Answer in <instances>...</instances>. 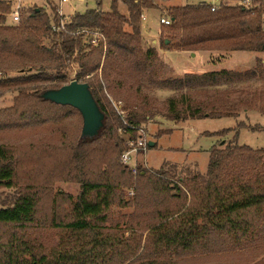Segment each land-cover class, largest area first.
<instances>
[{
    "label": "trees",
    "instance_id": "1",
    "mask_svg": "<svg viewBox=\"0 0 264 264\" xmlns=\"http://www.w3.org/2000/svg\"><path fill=\"white\" fill-rule=\"evenodd\" d=\"M102 1L96 0L97 8L94 10L75 14L65 30L56 33L51 31L50 19L42 9L19 14L20 22L8 25L11 4L0 0V96L16 94L12 106L0 109V132L22 129L27 124L21 125L18 121L26 119L44 123L46 119L41 116L40 108L69 107L44 101L40 95L69 83L70 79L64 71L75 65L78 69L75 80L89 86L104 114V123L95 138L79 137L75 150H72L68 170L74 167L72 162L80 161L81 157H76L79 150H84L86 155L81 158L84 168L89 165V158L96 160L95 155L99 154L98 167L106 165L113 171V176L112 171L107 173L104 169L95 176V180H80V193L72 203L71 219L66 223L55 220L50 223L65 236H61L57 246L48 251L25 236L26 230L36 222L38 205V196L28 190L36 184L30 176L26 192L18 194L11 205L0 208V226H10L11 231L6 238L0 237V264H165L162 262L165 258L171 261L173 256L193 252L199 246L207 248L212 244L240 243L264 228V148L253 150L246 145L222 143L220 147L210 149L205 174L195 172L175 181L176 185L171 190L178 193V198L189 197L185 204L174 211L166 209L161 212L160 220L154 225H136L143 232L147 231L146 236H142V231L139 234L133 226L129 229L134 236H124L118 224L115 225L116 233H103L107 212L118 199L117 188L121 184L130 185L131 172L113 163L112 157L117 155L119 159L123 151L122 140L115 135L120 121L114 113L111 114L113 110L106 97L107 107L99 99L101 89L94 73L113 69L115 51L130 57L142 72L151 70L156 52L153 49L143 52L140 45L142 11L154 7L152 0H120L127 7L128 17L118 11L116 0H111L109 12H102ZM169 11L171 24L161 25L168 34L160 40L163 50L264 53L263 6L246 9L220 4L212 10L211 5L201 3L171 7ZM55 21L58 22L57 16ZM80 28L98 31L105 42L92 47L84 43L80 34L71 35ZM46 38L50 39V46L43 45ZM165 40L168 44L164 43ZM260 66L257 61L254 70L208 72L199 78L186 77L173 83L183 87L185 83L213 82L224 76L238 79L253 77ZM261 67L264 69V66ZM28 70L33 73L8 76L11 73L24 74ZM203 93L205 100L187 105L184 111L170 101L168 120L235 118L239 111H250L254 106L260 114H264V89L251 94L239 92L235 100L228 99L227 91ZM129 121L139 125L131 117ZM222 131L206 135L219 136ZM225 132L230 130L225 129ZM237 136L236 131L233 137L236 141ZM18 147L0 141L2 188H14L19 173L33 171L32 166L27 165L32 157L26 158L31 150L21 153ZM137 169L136 184L140 187V183L144 182L150 190V197L165 193L173 182L167 180L162 169L150 171L142 166ZM68 199L71 200L69 196ZM135 204L139 207L140 201Z\"/></svg>",
    "mask_w": 264,
    "mask_h": 264
},
{
    "label": "rangeland",
    "instance_id": "2",
    "mask_svg": "<svg viewBox=\"0 0 264 264\" xmlns=\"http://www.w3.org/2000/svg\"><path fill=\"white\" fill-rule=\"evenodd\" d=\"M6 1L13 8L17 4L22 6L19 14H26L29 10L37 8L49 10L58 4V0ZM116 1L121 2L120 0ZM152 2L154 7L147 9L149 11L145 13L144 21L140 22V45L143 52L147 49L156 50L154 47L152 48L154 44L151 40L156 36L158 30L159 47L160 40L168 36L164 31L165 27L159 24V19L168 16L171 7L162 2L160 4V0ZM200 2L211 3L212 0H168V3L174 7ZM252 2L253 5L250 8L253 6L264 7V0H252ZM31 4L36 5L30 6ZM235 6H239L238 2ZM96 8V0H70L61 4L63 14L65 16L72 15L68 17L70 20L75 13L83 14L87 10ZM120 9L118 11L121 14L125 13L126 15H122L128 17L127 7L123 3ZM101 10L106 12L110 10V3L107 0L102 1ZM6 23L11 25L10 17H7ZM125 29L130 31L127 27ZM43 45L50 46V39H44ZM164 51L166 53L160 57L158 51H155L156 58L152 61L153 66L151 70L145 72L137 68L130 57L120 51H115L113 69L102 72L98 70L94 73L97 74L101 89L98 95L99 99L105 105L106 97L113 110L112 113L111 111L109 113H114L120 121V125L116 127L115 135L122 140V150L125 149V143L129 137L137 139L140 136L148 142H154L155 147H151L145 154L137 156V167L142 166L150 171L162 169L163 172H166L167 180L173 181L168 186V191L159 196L152 195L150 197L149 188L145 186L144 182H141L138 187L137 178L131 174L130 185L121 184L117 188L118 199H115L107 212L106 229L103 233H116L118 230L115 229V225L118 224V228L122 230V233L124 232V236H134L129 229L132 226L137 231L139 230L140 234L142 230L138 229L137 224L142 227L154 225L160 220L161 212L166 209L174 211L177 209L176 207L185 204L189 197L178 198L176 197L178 193L171 189L173 185H176L175 181L187 178L189 174L195 172L205 174L209 151L213 146L220 147L222 143H234L238 146L246 145L253 150L264 148V114H260L256 106L250 111H239L235 118L186 119L180 122H173L167 118L170 112V101H173L180 111H184L187 105H194L205 100L206 96L203 92L227 91L229 92L228 99L235 100L239 92L251 94L264 89V69L261 67L264 65L261 62L260 68L257 69L256 75L253 77L238 79L235 76H224L213 82L185 83L183 87H179L173 82L186 78L183 76L184 73L189 72L197 75L213 68L209 61V54L199 52L195 58H191L180 51ZM103 53H105V49H103ZM254 57L262 58L264 61V53H232L229 55L230 59L225 63V68L234 70L233 72L248 69L251 67L249 62L254 61ZM219 58L221 57L217 54L213 59L219 60ZM101 62H103V57H101ZM77 70L76 66L72 65L64 71L70 82L75 80ZM31 73L33 71L28 70L24 74L11 73L8 76L17 77ZM94 74L88 76V79ZM77 82L82 83L81 80ZM15 96V93H5L0 96V109L12 106ZM207 97L210 98V96ZM112 101L121 103L127 123H130L129 117H131L133 121L139 123L134 126L140 128L141 131H135L130 135L127 130H124L126 129L124 122L115 112ZM39 111L42 112L41 116L46 119L44 123L26 119L18 121L21 125L27 124L26 127L0 132V141L6 145L19 146L18 150L21 153L31 150L26 158L32 157L31 162L27 165H31L33 168L30 173L23 171L18 174L14 188L0 187V208L11 205L18 194L26 192V186L30 184L29 177H33L36 184L29 187L28 190L38 196L36 222L26 230L25 236L33 244L40 245L43 250L48 251L57 246L61 236H65L61 230L51 227L50 223L52 220L66 223L71 219L72 203L76 201L80 193V180H95V176L102 173L104 169L107 170V173H110L112 169H108L106 165L98 167L99 154L95 155L96 160L89 158L90 163L84 168L81 158L86 154L84 150H79L80 153H77L76 157H81L80 161L72 162L74 167L69 171L68 164L72 157V150H75L81 133V116L70 107L50 106L49 109L41 110L40 108ZM238 124L243 125L238 126ZM225 129H229L230 132H225ZM221 130L224 131L218 133L219 136L206 135V133H217ZM236 131L238 132L237 141L233 138ZM160 133H165V135L160 136ZM117 157V155L112 157L114 158L113 163L125 167ZM25 162L28 163L27 160ZM26 168L29 169V167ZM111 174L113 176V171ZM68 196L71 200L68 199ZM137 201H140L139 207L135 204ZM9 227L0 226L1 238L9 236L11 233ZM141 234L144 237L147 231H142ZM247 238L236 244H212L207 248L199 246L193 252H186L177 257L173 256L171 261L165 258L162 262L165 264H264V228L254 236Z\"/></svg>",
    "mask_w": 264,
    "mask_h": 264
},
{
    "label": "built area",
    "instance_id": "3",
    "mask_svg": "<svg viewBox=\"0 0 264 264\" xmlns=\"http://www.w3.org/2000/svg\"><path fill=\"white\" fill-rule=\"evenodd\" d=\"M254 1V0H253ZM68 0H58V4L56 6L51 7L49 10L46 8H43L46 10V13L50 19V28L52 32L59 33L61 31H64L66 26L70 22V18H65L66 16L63 14L61 10V4L67 3ZM239 6H242L246 9H249L253 2L252 0H238ZM217 6H212V10H214ZM11 11L7 15V17H10L11 25L18 24L20 22V15L19 10L21 9V6L16 5L14 8L11 6ZM57 16L58 22L55 21V17ZM52 17V18H51ZM159 24L163 26H168L171 24V20L168 16H163L159 19ZM81 35L84 39V43L92 46L97 47L100 42H105L104 37L96 30H92L89 28H80L77 29L76 32L71 33V35ZM103 49L106 50V46H103ZM113 108L117 115L122 119L124 122L125 128L124 130H127L128 133H133L135 131L139 132L141 131L140 128L132 125L131 123H127L125 118V113L122 110L121 103L120 102H114L112 101ZM125 149L120 154V162L133 174L134 176L137 175L138 169H137V156L141 154H145L148 151V141L142 137H138L137 139L129 137L125 143Z\"/></svg>",
    "mask_w": 264,
    "mask_h": 264
},
{
    "label": "water",
    "instance_id": "4",
    "mask_svg": "<svg viewBox=\"0 0 264 264\" xmlns=\"http://www.w3.org/2000/svg\"><path fill=\"white\" fill-rule=\"evenodd\" d=\"M36 12L39 11L37 8ZM168 44V40L164 41ZM41 99L59 106H69L78 111L82 119L81 139L95 138L103 127L104 114L94 100L89 86L76 80L58 89H50L41 93ZM149 147L154 142H148Z\"/></svg>",
    "mask_w": 264,
    "mask_h": 264
},
{
    "label": "crops",
    "instance_id": "5",
    "mask_svg": "<svg viewBox=\"0 0 264 264\" xmlns=\"http://www.w3.org/2000/svg\"><path fill=\"white\" fill-rule=\"evenodd\" d=\"M2 1H6V0H2ZM68 1H70V0H68ZM78 1H83V0H78ZM152 1H154V0H152ZM235 1V2H234ZM238 2V0H212V2L211 3H206V2H200V3H198V4H201V3H205V4H208V5H211V6H219L220 4H224V5H228V6H235V5H237V2ZM6 2H8V1H6ZM107 2L108 3H111V0H107ZM161 2L162 3H165V4H167L168 5V7H174V5H170V3H168V0H160V4H161ZM121 2H119L118 1V10H121L120 8H121ZM198 4H193V5H198ZM17 5H19V4H17ZM32 5H36V4H31L30 6H32ZM191 5V4H190ZM20 6V5H19ZM184 6H186V5H184ZM22 7V6H21ZM27 7H29V6H27ZM126 7V6H125ZM175 7H182V6H175ZM38 9H40V8H38ZM42 10H44L43 8H42ZM45 12H46V10H44ZM147 11H149V10H147V9H144L143 11H142V17H141V21H144V19H145V13L147 12ZM102 12H106V11H104V10H102ZM109 12V11H108ZM84 13V12H83ZM128 13V12H127ZM75 14H77V13H75ZM123 14V13H122ZM74 15V14H73ZM123 15H126L125 13L123 14ZM72 15H69V16H66V17H71ZM263 18H264V15H263ZM263 29H264V19H263ZM160 29V28H159ZM158 33H159V30L157 31V34H156V36H154L153 38H152V40H151V42H152V44H154V46H152V48L154 47L156 50V52L158 51V54H159V57L160 56H163V54H165L166 53V51H164V50H162L160 47H159V40H158ZM180 52H182V51H180ZM199 52H207V51H198V52H183V53H186L189 57H191V58H195L196 56H197V54L199 53ZM208 54H209V61H210V63H211V65L213 66V68L210 70V71H207V72H203L202 74H197V75H195V74H193V73H189V72H187V73H184L183 74V76L184 77H197V78H199L200 76H202L203 74H205V73H208V72H213V73H217V72H219V71H222V70H226V71H234V70H230V69H227V68H225V63H226V61H228L230 58H229V55L230 54H232V53H235V52H230V53H228V52H220V51H213V52H207ZM252 53H260V52H252ZM218 54V56H220L221 58H219V60H214L213 58H214V56L215 55H217ZM224 57H225V59H224ZM257 61H259V62H261L262 63V65H264L263 63H264V61H263V59L262 58H259V57H254V61H251V62H249V65L251 66V67H249L248 69H242V70H238V72H240V71H247V70H251V69H253V68H255V66H256V62ZM263 61V62H262ZM235 71H237V70H235ZM199 171V170H198ZM200 173V172H199ZM206 173V172H205ZM202 174V173H201ZM204 174V173H203Z\"/></svg>",
    "mask_w": 264,
    "mask_h": 264
}]
</instances>
